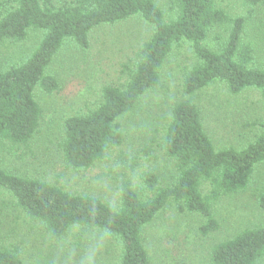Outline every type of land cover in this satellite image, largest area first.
Returning <instances> with one entry per match:
<instances>
[{
  "label": "trees",
  "instance_id": "16d2710c",
  "mask_svg": "<svg viewBox=\"0 0 264 264\" xmlns=\"http://www.w3.org/2000/svg\"><path fill=\"white\" fill-rule=\"evenodd\" d=\"M251 5L259 0H248ZM173 16L166 19L153 0H0V44L19 42L29 29L41 30L42 39L20 64L0 70V139L26 144L37 131L41 109L34 89L51 93L56 80L46 72L53 56L66 40L86 48L97 26L115 24L140 16L152 25V33L138 51L137 60L123 86L102 88L101 101L86 114L64 120L62 152L72 169L90 167L122 141L117 122L138 99L153 88L163 63L174 46L190 43L196 61L182 82L186 98L176 102L165 128L162 146L174 159L178 175L166 187H153L140 197L130 187L121 189L116 208L86 194H73L47 182L17 176L0 169V187L27 217L40 222L55 238L73 228L98 229L120 242L118 264H148L142 242L144 227L169 203L179 212L200 214L207 234L218 228L210 200L243 190L258 164H264V120L260 132L243 148H216L206 133L198 106L189 97L216 82L231 93L256 89L264 101V63L255 62L253 49L243 38L245 19L228 17L216 0H171ZM214 47L204 41L209 32ZM207 183L208 195L201 188ZM257 203L264 212V188ZM264 259V224L241 230L213 245L210 264H257ZM0 264H23L15 248L0 249Z\"/></svg>",
  "mask_w": 264,
  "mask_h": 264
},
{
  "label": "rangeland",
  "instance_id": "374dc122",
  "mask_svg": "<svg viewBox=\"0 0 264 264\" xmlns=\"http://www.w3.org/2000/svg\"><path fill=\"white\" fill-rule=\"evenodd\" d=\"M166 19L173 16L171 0H153ZM230 17H244L243 38L249 42L259 65L264 63V0H216ZM152 25L140 16L95 27L86 48L66 40L53 56L46 72L57 82L51 93L34 89L41 109L37 131L26 144L0 139V169L17 176L54 184L73 194H86L120 204L121 189L130 187L148 197L153 187L170 186L178 175L175 161L162 146L165 128L174 104L184 98L182 82L196 61L189 42L174 46L166 57L157 84L142 95L135 106L117 122L122 135L118 146L90 167L72 169L64 159V120L86 114L98 106L102 88L121 87L137 60L140 45L149 39ZM42 31L29 29L24 40L0 44V70L22 63L42 39ZM225 35L223 28L209 32L204 43L214 47L213 36ZM189 99L201 114L203 127L216 148H243L260 132L264 101L254 88L231 93L216 82ZM264 188V164H258L248 185L241 191L210 200L218 228L207 234L200 229L205 219L197 213L179 212L172 203L147 224L142 233L148 264H210L213 245L232 238L241 230L264 224L257 203ZM208 184L201 191L208 195ZM15 248L23 264H118L119 240L98 229L73 228L55 238L14 205L11 195L0 187V249ZM257 264H264L261 259Z\"/></svg>",
  "mask_w": 264,
  "mask_h": 264
}]
</instances>
